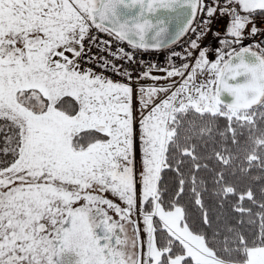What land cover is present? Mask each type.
Here are the masks:
<instances>
[{
	"label": "snow or ice",
	"instance_id": "obj_1",
	"mask_svg": "<svg viewBox=\"0 0 264 264\" xmlns=\"http://www.w3.org/2000/svg\"><path fill=\"white\" fill-rule=\"evenodd\" d=\"M257 37L264 0H0V264H264Z\"/></svg>",
	"mask_w": 264,
	"mask_h": 264
},
{
	"label": "built area",
	"instance_id": "obj_2",
	"mask_svg": "<svg viewBox=\"0 0 264 264\" xmlns=\"http://www.w3.org/2000/svg\"><path fill=\"white\" fill-rule=\"evenodd\" d=\"M223 22H221V24H222ZM213 27H217L216 25H214ZM257 40H259V39H264V37H257L256 38ZM208 41H205V43H207ZM214 46H215V44H214ZM177 50H180L179 48H177ZM93 51L95 52L96 51V49H93ZM149 57H145V59H148ZM151 58H157V54L156 53H151ZM165 59V57H164V54L163 53H161V54H159V56H158V60L160 61V62H162L163 60Z\"/></svg>",
	"mask_w": 264,
	"mask_h": 264
},
{
	"label": "water",
	"instance_id": "obj_3",
	"mask_svg": "<svg viewBox=\"0 0 264 264\" xmlns=\"http://www.w3.org/2000/svg\"><path fill=\"white\" fill-rule=\"evenodd\" d=\"M222 99H225L226 102H230L231 97H228L227 95H225V97H223Z\"/></svg>",
	"mask_w": 264,
	"mask_h": 264
},
{
	"label": "crops",
	"instance_id": "obj_4",
	"mask_svg": "<svg viewBox=\"0 0 264 264\" xmlns=\"http://www.w3.org/2000/svg\"><path fill=\"white\" fill-rule=\"evenodd\" d=\"M248 42H249V41L246 40V41H245V44H247Z\"/></svg>",
	"mask_w": 264,
	"mask_h": 264
}]
</instances>
